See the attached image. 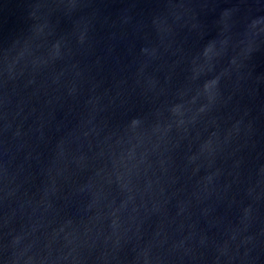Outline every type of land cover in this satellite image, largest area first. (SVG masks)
Here are the masks:
<instances>
[{
    "label": "water",
    "instance_id": "1",
    "mask_svg": "<svg viewBox=\"0 0 264 264\" xmlns=\"http://www.w3.org/2000/svg\"><path fill=\"white\" fill-rule=\"evenodd\" d=\"M0 264H264V0H0Z\"/></svg>",
    "mask_w": 264,
    "mask_h": 264
}]
</instances>
